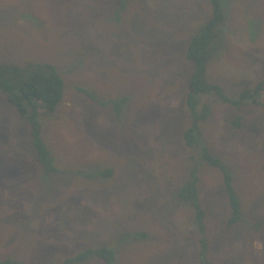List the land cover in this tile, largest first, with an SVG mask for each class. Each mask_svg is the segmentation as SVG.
<instances>
[{
	"label": "rangeland",
	"instance_id": "rangeland-1",
	"mask_svg": "<svg viewBox=\"0 0 264 264\" xmlns=\"http://www.w3.org/2000/svg\"><path fill=\"white\" fill-rule=\"evenodd\" d=\"M228 5L205 76L231 98L264 83V0ZM210 16V0H0V67L49 63L64 83L55 110L38 108L50 173L0 89V261L62 264L108 247L116 264H264V107L201 99L200 140L241 200L235 224L222 171L183 138L194 67L185 52ZM193 168L203 232L178 197Z\"/></svg>",
	"mask_w": 264,
	"mask_h": 264
},
{
	"label": "trees",
	"instance_id": "trees-1",
	"mask_svg": "<svg viewBox=\"0 0 264 264\" xmlns=\"http://www.w3.org/2000/svg\"><path fill=\"white\" fill-rule=\"evenodd\" d=\"M211 16L202 24L198 32L189 40L185 57L194 65L188 79V89L185 96V107L191 118V125L183 132L185 144L188 147L198 145L200 149L199 158L208 164L219 168L223 173V185L227 197L229 208L228 223L235 224L242 219V205L239 195L234 189L233 178L229 169L206 148L204 142H201L200 122L209 118V111L206 104L201 102L203 96L211 92H216L219 100L231 104H241L252 102L264 107V83L258 84L254 89L242 91L236 97H227L219 86L208 82L206 72V62L213 54L214 49L219 44L215 38L219 36V24L226 19L228 10V0H210ZM0 89L5 93V99L18 112V114L27 121L30 126L31 144L37 153V158L42 164L46 173L57 171L53 164V156L41 137V126L38 120V108H44L45 111H53L61 102L63 97L64 83L61 75L55 66L49 63L29 64L28 66H19L12 63H6L0 67ZM90 98H94L93 94ZM115 102V111L119 112V102ZM197 154V153H196ZM196 154L192 157L196 158ZM264 169V168H263ZM100 172L102 177H110L112 169H105ZM95 171V172H97ZM198 174L196 168L190 170L188 180L178 192L180 200L186 201L192 206L195 212V222L199 231L203 232L204 211L201 208L198 195ZM143 236V234H142ZM199 256L202 262H205L207 244L204 238L199 240ZM91 255H96L103 259L105 264H116L114 251L108 247H98L95 249H85L75 256L64 260L62 264H74L83 262ZM0 264H24L14 259H4Z\"/></svg>",
	"mask_w": 264,
	"mask_h": 264
},
{
	"label": "crops",
	"instance_id": "crops-1",
	"mask_svg": "<svg viewBox=\"0 0 264 264\" xmlns=\"http://www.w3.org/2000/svg\"><path fill=\"white\" fill-rule=\"evenodd\" d=\"M228 2H229V0H228ZM229 6V5H228ZM228 9H229V7H228ZM227 14H228V10H227ZM226 18H227V16H226Z\"/></svg>",
	"mask_w": 264,
	"mask_h": 264
}]
</instances>
